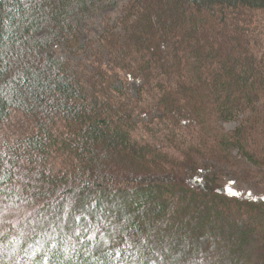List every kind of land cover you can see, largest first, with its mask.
<instances>
[{
	"label": "trees",
	"instance_id": "16d2710c",
	"mask_svg": "<svg viewBox=\"0 0 264 264\" xmlns=\"http://www.w3.org/2000/svg\"><path fill=\"white\" fill-rule=\"evenodd\" d=\"M102 8L0 0V264H264V192L200 178L264 177V0H131L95 65L39 52Z\"/></svg>",
	"mask_w": 264,
	"mask_h": 264
},
{
	"label": "rangeland",
	"instance_id": "374dc122",
	"mask_svg": "<svg viewBox=\"0 0 264 264\" xmlns=\"http://www.w3.org/2000/svg\"><path fill=\"white\" fill-rule=\"evenodd\" d=\"M99 1V4L104 6L99 13L88 16L86 18L78 19L77 23L80 24V40L84 49H70L66 45L58 43H52L50 46H46L39 52L43 55L49 52H56L60 59L71 60L75 65H95L98 60V47L97 43L99 38L106 32V27L113 28L118 26L124 15V11L131 0H91ZM2 28V13L0 10V31ZM33 45V43H32ZM19 72L16 66L8 73L7 76L0 78V84H5L11 81L15 74ZM133 91H137L138 84L134 83ZM224 127L233 132L240 127V122L232 121L224 124ZM155 136V135H154ZM204 167L202 169L201 180L205 181L209 176H220L223 178L224 184L228 188V191L233 195L243 196H258L264 192V177L256 175L259 170L257 166L248 161L239 162L234 168H228L214 162H203ZM200 198V195H194V199L184 201L181 207H192V203L195 199ZM235 225L238 223L234 222ZM257 229L264 226L263 223L255 224ZM198 246V245H197ZM192 249V248H191ZM36 249H32L35 252ZM28 257L26 260L30 259Z\"/></svg>",
	"mask_w": 264,
	"mask_h": 264
}]
</instances>
